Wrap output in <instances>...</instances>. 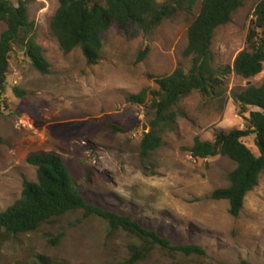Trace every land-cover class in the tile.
<instances>
[{
	"label": "rangeland",
	"instance_id": "obj_1",
	"mask_svg": "<svg viewBox=\"0 0 264 264\" xmlns=\"http://www.w3.org/2000/svg\"><path fill=\"white\" fill-rule=\"evenodd\" d=\"M260 1L245 0L232 22L217 30L212 50L218 83L213 94L194 92L185 98L176 130L165 134L163 146L143 159L141 143L150 131V118L146 106L128 98L157 90L156 80L173 74L180 64L186 72L191 69V59L183 54L202 0L193 15L183 12L149 35L129 38L111 28L103 34L96 66H89L79 49L65 55L51 34L59 0H28L34 35L52 67L50 75L36 71L22 39L9 56L7 88L0 94V214L21 198L25 181L37 182V170L27 158L54 153L77 180L87 203L131 216L173 246L197 245L205 251L186 257L155 250L139 264H264V174L247 195L240 217L234 218L229 202L212 200L211 195L229 186L227 177L236 164L221 156L195 159L187 151L196 138L214 142L217 132L246 127L253 110L242 113L234 94L261 86L264 71L245 80L235 75L233 65L246 47ZM5 29L1 22L0 38ZM151 100L149 92L147 106ZM244 142L260 156L255 136ZM136 243L108 222L76 212L11 240L0 256L2 264H37L41 256L63 264H120Z\"/></svg>",
	"mask_w": 264,
	"mask_h": 264
},
{
	"label": "trees",
	"instance_id": "obj_2",
	"mask_svg": "<svg viewBox=\"0 0 264 264\" xmlns=\"http://www.w3.org/2000/svg\"><path fill=\"white\" fill-rule=\"evenodd\" d=\"M199 0H59V9L50 23L51 34L57 39L65 55L79 49L89 66L101 60L103 34L116 28L132 38L142 33L149 35L164 22L174 21L181 13L193 15ZM245 0H202L200 11L188 29V46L183 54L191 59V69L186 72L180 64L173 74L158 78L157 90H143L130 96L129 103L146 106L150 118L149 133L141 143V156L149 157L163 146V136L176 130L179 118L184 116L180 104L198 92L203 96L213 94L217 87V70L212 44L219 28L232 22L233 15L244 6ZM28 0H0V23L6 26L0 38V94L7 88L9 56L14 45L22 39L25 55L30 65L43 75L51 74V63L45 49L38 44L35 24L30 21ZM149 50L141 52L142 62ZM264 71V0L255 9L254 18L246 39L245 49L233 65L236 76L250 80ZM150 92L151 104L147 97ZM234 100L242 113L249 109L246 127L231 132L220 131L214 142L195 139L187 150L195 159L206 160L225 157L236 164L228 174L229 186L216 190L211 199L227 201L230 214L239 218L249 193L258 187L264 174V83L249 86ZM113 130L118 128L111 125ZM121 131V130H120ZM255 136L256 156L244 140ZM3 139L0 137V145ZM27 163L37 170V182L25 181L21 198L0 214V252L2 247L21 235L38 231L70 213L82 212L84 218L96 217L108 222L113 231L121 230L137 241L129 248V259L120 264H139L159 250L170 255L186 257L205 255L197 245L173 246L172 242L155 231L135 222L131 216L120 215L89 204L79 192V184L70 173L61 156L54 153L30 155ZM0 264L1 256H0ZM37 264H63L48 257H39ZM241 264H249L242 262Z\"/></svg>",
	"mask_w": 264,
	"mask_h": 264
}]
</instances>
